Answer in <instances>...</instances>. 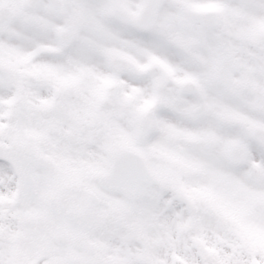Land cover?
Masks as SVG:
<instances>
[{
	"label": "snow or ice",
	"instance_id": "6c2138e0",
	"mask_svg": "<svg viewBox=\"0 0 264 264\" xmlns=\"http://www.w3.org/2000/svg\"><path fill=\"white\" fill-rule=\"evenodd\" d=\"M0 264H264V0H0Z\"/></svg>",
	"mask_w": 264,
	"mask_h": 264
}]
</instances>
